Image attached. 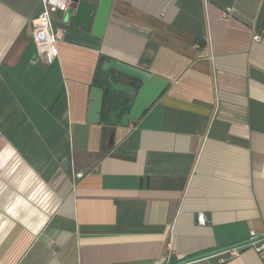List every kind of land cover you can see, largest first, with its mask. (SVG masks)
I'll list each match as a JSON object with an SVG mask.
<instances>
[{"label":"crops","instance_id":"obj_1","mask_svg":"<svg viewBox=\"0 0 264 264\" xmlns=\"http://www.w3.org/2000/svg\"><path fill=\"white\" fill-rule=\"evenodd\" d=\"M78 2L50 57L41 0H0V264H264L248 243L197 257L264 238V0H111L101 38L100 0ZM102 58L168 82L128 126L108 76L139 82Z\"/></svg>","mask_w":264,"mask_h":264},{"label":"water","instance_id":"obj_2","mask_svg":"<svg viewBox=\"0 0 264 264\" xmlns=\"http://www.w3.org/2000/svg\"><path fill=\"white\" fill-rule=\"evenodd\" d=\"M111 6V0H100L97 8L95 9L93 16V23L91 25L90 33L101 38L107 21L108 13ZM81 4L78 0H71L67 11L63 14V22L74 24V17L78 15L81 10ZM86 26L84 30H89V21H83ZM102 69L108 72L110 69L114 70L118 76H125L132 80L138 81V88L132 86H125L122 83L115 82L112 76H108V82L114 91L130 92L131 96L128 98V104L119 106L114 111L108 112L110 122L113 124H119L120 126H128L130 122L139 120L142 114L151 106V104L157 99V97L165 90L168 85L167 80L151 74L150 72L137 68L132 65L119 62L117 60H110L103 62ZM105 91L102 87L92 86L89 93V103L87 108L86 121L91 124H96L100 121V113L103 108V99ZM120 117V121L117 122V118ZM113 134L109 135V142L112 143ZM257 239L250 238L249 240L230 246L201 254L197 257L209 256L212 254L220 253L238 247L239 245L246 244L252 240Z\"/></svg>","mask_w":264,"mask_h":264},{"label":"built area","instance_id":"obj_3","mask_svg":"<svg viewBox=\"0 0 264 264\" xmlns=\"http://www.w3.org/2000/svg\"><path fill=\"white\" fill-rule=\"evenodd\" d=\"M71 0H41V10L35 18L30 21V32L40 54L50 57L54 55L56 43L62 39L61 28L53 27V15L64 14ZM261 35L254 34L253 40L258 41ZM77 177L81 173L76 174ZM198 222L204 223L202 214L198 216ZM255 238V237H254ZM259 254H264V238H257L249 242Z\"/></svg>","mask_w":264,"mask_h":264},{"label":"trees","instance_id":"obj_4","mask_svg":"<svg viewBox=\"0 0 264 264\" xmlns=\"http://www.w3.org/2000/svg\"><path fill=\"white\" fill-rule=\"evenodd\" d=\"M105 60V58H102L101 59V63L103 62ZM94 83L95 84H100V82H99V80L95 77V79H94ZM105 83L107 84V86H106V89H105V97H104V99H103V107H105L106 108V97H108L109 96V92H108V87H109V84H108V82L105 80Z\"/></svg>","mask_w":264,"mask_h":264}]
</instances>
